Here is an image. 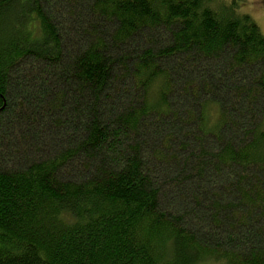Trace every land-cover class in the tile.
<instances>
[{"label":"trees","instance_id":"1","mask_svg":"<svg viewBox=\"0 0 264 264\" xmlns=\"http://www.w3.org/2000/svg\"><path fill=\"white\" fill-rule=\"evenodd\" d=\"M239 1L0 0V264H264Z\"/></svg>","mask_w":264,"mask_h":264},{"label":"rangeland","instance_id":"2","mask_svg":"<svg viewBox=\"0 0 264 264\" xmlns=\"http://www.w3.org/2000/svg\"><path fill=\"white\" fill-rule=\"evenodd\" d=\"M225 1H231V0H225ZM239 11L241 13L249 15L258 25L261 33L264 36V0H240L239 1ZM30 68H33V67H30ZM30 68H27V70H29ZM39 130L42 133V129L40 128ZM47 131H50V128H48ZM50 132L52 133V131ZM60 136L64 137V134L62 133V135ZM200 264H215V263L203 262Z\"/></svg>","mask_w":264,"mask_h":264}]
</instances>
